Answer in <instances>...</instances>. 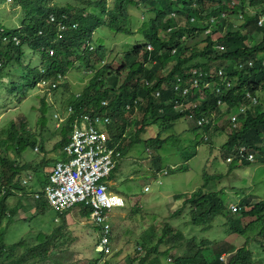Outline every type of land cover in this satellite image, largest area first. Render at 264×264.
<instances>
[{
  "label": "trees",
  "instance_id": "trees-1",
  "mask_svg": "<svg viewBox=\"0 0 264 264\" xmlns=\"http://www.w3.org/2000/svg\"><path fill=\"white\" fill-rule=\"evenodd\" d=\"M63 1L64 5L58 6L50 3L51 0H15L23 11L18 28L8 30L0 24V79L7 78V75L14 71L21 80L8 81V89L13 94L25 98L41 79L58 82L72 67L70 61L63 62L65 58L75 57L84 68L94 70V74L78 96L70 95L67 99L69 110L63 124L58 127L62 137L55 145V150L61 151L65 147L75 121L81 123L84 115L91 118L107 115L110 118L109 124L103 128L111 137L110 144L117 146L119 150L128 126L132 125L140 126L134 134V140L137 142L139 134H144L150 127L158 128L155 137L148 136L146 140V145L154 147L155 150L160 149L166 142V139H160V133L169 131L176 121L186 118L189 114L194 120L193 130L201 128L207 132L210 123L204 126L198 125L197 122L207 116H211L213 120L219 108H216L217 98L213 95L214 91L203 89L207 82L221 86L226 82L231 84L220 97L226 106V113L240 108L246 110L240 116L239 129L228 135L222 150L228 153L241 145L249 147L250 150H264V104L262 99L257 97L258 93L264 91V31L261 39L253 42L254 45H251L252 40L249 38L260 25L264 27V10L251 15L248 13L250 9L264 7V0H232L231 6L226 0H113L110 6L106 0ZM142 4L147 8L146 15L151 14L150 17L145 16L146 20L137 31L143 36L145 44L126 51L119 69L114 70L110 64L102 65L106 49L101 44L95 48L90 46L92 34L99 27H107L112 32L130 33L121 27L120 21L130 19L129 10ZM210 20L214 24H208ZM62 22L66 25L72 22L77 26L60 32L58 25ZM207 29L210 33L205 35L201 48L197 44L187 45L189 40L203 34ZM215 35L217 36L213 39ZM14 39L18 44H15ZM217 43L225 46L223 52L214 49ZM147 45L151 46L150 50H146ZM24 48L40 56L42 74L38 69L31 74L27 65L21 69ZM50 49L54 51L53 55L48 53ZM97 63L100 67L95 66ZM219 69L225 72L227 80H221L217 73ZM124 71L126 74L121 78ZM194 81L196 85H193ZM177 85L180 86L179 90L175 89ZM57 87L59 88L58 85ZM63 87L66 88L67 85L64 84ZM184 89H187V92L183 94ZM202 92L206 95L205 99L202 98ZM102 102L107 105H101ZM177 103L187 105L190 110L185 113L176 111L174 106ZM125 115L130 118L125 119ZM136 115H139L140 119H135L133 124V120L129 119L135 118ZM60 116L62 115L59 114ZM212 120L210 119L211 123ZM227 124L229 121L225 126ZM21 130L23 133L19 134L12 128L7 138L0 142V147L13 150L16 157H21L24 150L33 145L30 143L31 135H26L24 127ZM38 145L43 151L42 143ZM195 154L194 150L190 157ZM64 155L61 151L57 162L64 161ZM257 163H264V160ZM42 164L47 163L44 161ZM248 165L250 163L240 164ZM153 166L159 168L157 158H153ZM116 167L117 161L109 176L110 180ZM38 168L31 167L26 162L19 164L14 159L0 157V264H69L68 247H64L66 242H59L62 230L60 227L49 236L38 233L36 238L39 244L26 249L20 255H17L21 250L20 243L8 246L3 241L11 216L18 212L16 208L11 209L6 201L19 192H25L26 187L19 178L24 174L25 181L30 182V177L25 174ZM38 174L35 171L37 182L42 187V198L39 193H35L38 195L35 205L42 212L41 210L48 206L43 190L48 182L49 172L44 181L41 180V174ZM220 180L221 176L204 177L202 187L184 201L183 206H188L190 223L207 232L214 220L224 211L227 213V224L234 225V228L238 226L240 234H243L245 231L241 228L239 220H233V217L229 216L230 213L225 211L226 207L217 200L223 192L220 190L203 193V188L208 182ZM18 197L23 199V195ZM250 197L254 201L252 196L240 200L241 209L238 213L241 217H255L256 223L259 221V237L264 231V203L256 202L252 205ZM81 206L79 215L83 219H89L91 209L84 204ZM183 208L186 207L175 211L173 217L180 216ZM168 233L166 226L160 240ZM100 236L99 230L97 242ZM192 242L194 239L188 242L189 252L178 257L175 264H253L251 253L245 247L232 249L224 242L217 245L207 240L196 246ZM208 246H211L212 250L205 254ZM218 247L219 251H215ZM154 252L156 253L155 249H150L140 258L138 264H145ZM225 252V260H219V256ZM97 255L99 258L105 256L103 253ZM129 262L132 264L134 261L129 258ZM96 263V260H92L86 264Z\"/></svg>",
  "mask_w": 264,
  "mask_h": 264
},
{
  "label": "rangeland",
  "instance_id": "rangeland-1",
  "mask_svg": "<svg viewBox=\"0 0 264 264\" xmlns=\"http://www.w3.org/2000/svg\"><path fill=\"white\" fill-rule=\"evenodd\" d=\"M52 2L58 6H63L65 3L63 0H51L50 3ZM112 2L113 0H106L109 6ZM226 2L229 6L233 3L232 0ZM17 4L15 0H0V24L3 28L8 30L18 28L23 11ZM146 9L143 4L137 8L133 7L129 10L130 19L120 21L121 27L130 32L128 34L112 32L107 27H99L95 30L90 46L95 48L101 44L105 47L106 54L102 65L110 64L114 70L119 69L126 51L145 44L143 36L137 31L141 23L146 20L145 16H151V14L146 15ZM262 10L264 7L261 6L258 9H250L248 13L256 14ZM208 24L214 23L210 20ZM263 31L264 27H259L249 36L252 40L251 45L261 39ZM205 35L207 34L203 33L189 40L187 45L197 44L201 48ZM39 58V55L24 48L21 69L27 65L31 74L37 69L41 70L43 66L40 67ZM66 60L72 63V67L56 83L59 88H48L42 84L41 79L25 98L13 94L8 89V81H21L16 72L12 71L7 78L0 79V142L7 138L12 128L22 134L21 128L24 127L26 135H31L30 143L33 144L32 147L24 150L21 157H16L13 150L0 147V157L14 159L19 164L26 162L31 167H39L25 174L30 177V182L25 181L24 174L19 178L26 187L25 192H19L6 201L11 209L16 208L18 212L11 216L9 225L5 228L4 243L8 246L20 243L21 250L17 252V255H20L26 249L39 244L36 238L38 233L49 236L60 227L62 230L59 242L63 240L66 242L64 247H68L69 264H86L92 260H96V264H130L129 258L134 261L132 264H138L140 258H143L152 247L157 248L158 252L151 254L145 264H175L178 257L189 252L190 239H194L192 244L196 246L201 241L207 240L217 245L224 242L232 249L245 247L251 253L253 264H264V231L257 237V231L261 226L258 225L259 221L254 222L255 217L232 215L233 220H239L246 234H240L238 226L234 228V225L227 224V213L224 211L214 220L207 232L191 225L188 207L183 208L180 216L173 217L175 211L184 207L185 197L198 191L204 183V177L212 175L221 176L222 180L208 182L204 191L210 193L221 190L223 193L220 198L217 197V200L226 208L237 205L240 199L245 200L246 196L254 198L253 201L250 197L252 205L256 202L264 203V163L235 167L225 162L227 154L222 150V145L226 142L229 133L228 125L225 126L228 119L225 109L218 108V112H215L213 124L208 132H204L201 128L193 130L192 118L176 121L169 131L160 133V139H166V142L158 150L146 145L148 136L155 137L157 127H150L144 134H139V142H137L134 140V134L140 126H128L121 143V158L110 181L112 186L110 191L119 194L124 199L125 206L111 211L109 222L112 226V246L111 254L106 258H99L97 255L95 243L98 237L91 225L93 219L81 218L79 215L81 205L75 206L69 212L66 211L62 216H58V213L48 206L41 210L42 212L36 208L35 193H39L42 198V187L37 182L35 171L39 173L38 175L41 174V180L44 181L53 164L60 159L62 150H55V145L62 137L61 129L58 127L63 124L68 114L67 99L70 95H78L94 74V70L84 68L75 57L65 58L63 62ZM95 66L100 67L98 63ZM125 74V71L122 72L121 78ZM45 81L49 83L48 80ZM64 84L67 85L66 88L63 87ZM257 97L262 99L264 104V91L258 93ZM59 114L62 116L59 117ZM124 118L130 117L125 115ZM135 119L139 120L140 116H135L133 124ZM105 124L108 125L109 122ZM222 128L225 131L222 132ZM39 143H42L43 151ZM194 150L196 154L190 157ZM153 158L158 159V175L155 174L156 167L151 165ZM44 161L47 164H42ZM163 171L168 174H164ZM157 179L160 184L156 183ZM22 195L23 199H20L18 196ZM166 226L169 233L159 241ZM219 249L220 247L215 251ZM211 250V246H208L204 253H209ZM226 256V252L221 254L219 260L220 257L223 259Z\"/></svg>",
  "mask_w": 264,
  "mask_h": 264
},
{
  "label": "built area",
  "instance_id": "built-area-1",
  "mask_svg": "<svg viewBox=\"0 0 264 264\" xmlns=\"http://www.w3.org/2000/svg\"><path fill=\"white\" fill-rule=\"evenodd\" d=\"M76 26L72 22L67 25L62 22L58 25V30L63 32L74 29ZM14 42L18 44L15 39ZM147 49L150 50L151 47L148 46ZM48 53L53 55L54 52L50 49ZM41 73H43L42 69ZM218 75L222 76V72L218 71ZM56 83L42 81V84L48 88H55ZM193 85H196V81ZM204 87L208 88L209 85L205 84ZM226 87L229 88V84H226ZM179 88V85L175 87L176 90ZM182 92L186 93L187 89ZM215 92L219 94L221 91L216 88ZM101 105L106 106L107 103L102 102ZM174 108L185 111L188 106L176 104ZM101 116L91 118L84 115L81 123L75 121L70 139L62 149L65 153V160L56 162L49 171L43 195L48 206L57 213L81 204L88 206L91 209L92 224L99 228L101 235L95 246L96 251L109 255L111 249L108 215L113 209L123 208L125 203L120 195L110 191L111 185L107 178L115 167L118 153L115 152L114 147L109 146V137L103 128L105 123L109 122V117L104 114ZM208 122L209 119L206 117L201 118L197 124L202 125ZM248 159H252V155H248ZM35 197L37 198L38 195Z\"/></svg>",
  "mask_w": 264,
  "mask_h": 264
},
{
  "label": "clouds",
  "instance_id": "clouds-1",
  "mask_svg": "<svg viewBox=\"0 0 264 264\" xmlns=\"http://www.w3.org/2000/svg\"><path fill=\"white\" fill-rule=\"evenodd\" d=\"M191 21H193V19H191ZM237 24H240V22H237ZM259 27H263V25H260ZM258 27V28H259ZM210 33V30L209 29H207L205 32H204V34H209ZM216 36L217 35H215L214 37H213V39H215L216 38ZM149 45H147L146 46V50H147V47H148ZM151 47V46H150ZM222 48V49H221ZM92 48L90 47V50H91ZM214 49L216 50V51H224L225 50V46L224 45H222V44H215L214 45ZM54 52V51H53ZM40 71V73H41V70H39ZM218 71H221L222 72V76H220L221 77V80H227L228 78L225 76V72L223 71V70H221V69H219ZM218 71H217V73H218ZM42 74V73H41ZM205 84H208L209 85V87L208 88H205V87H203V89L204 90H206V89H208V90H213L214 91V93H213V95H214V97H216L217 98V101H216V108H218L219 107V110H223V109H226V106H225V104H224V101H223V99H221L220 97L221 96H223V93H225L226 91H227V87H226V84H229V88L231 87V84L229 83V82H226L224 85H215L214 83H205ZM205 86V85H204ZM56 88V87H55ZM216 88H219L220 89V93L219 94H216V92H215V89ZM202 98L203 99H205L206 98V95L202 92ZM218 101H220V104H218ZM177 104H179V103H177ZM176 105V104H175ZM185 106V105H184ZM187 106V105H186ZM175 109V108H174ZM176 111H179L180 113H185V112H187V111H189L190 109L188 108L187 110H185V111H180V110H177V109H175ZM246 110L245 109H243V108H240V109H237V110H235L234 112H232V110L231 111H229L228 113H226V114H228V119H227V121H229V124H227L228 125V135L230 134V133H232V132H234V131H237L238 129H239V121H240V116L241 115H243L244 114V112H245ZM190 115V114H189ZM189 115L186 117V118H191V117H189ZM208 117V119H209V122L207 123V124H209L210 123V127L212 126V123H211V121H210V119L212 120V118H211V116H207ZM134 118L132 117L131 119H129V120H133ZM109 120H110V118H109ZM207 124H204V126H206ZM105 131V133L106 134H108V132L106 131V130H104ZM128 131V130H127ZM127 131H126V133H127ZM223 131H225V129L224 128H222V132ZM208 132V131H207ZM125 133V134H126ZM124 134V135H125ZM228 135H227V137H228ZM108 137H109V135H108ZM125 137V136H124ZM205 141H206V138H205ZM227 141V140H226ZM108 143H109V146L110 147H114L115 148V152H117L118 153V157H117V163H118V161H119V159L121 158V150H119L118 149V147L117 146H113V145H111L110 144V137H109V140H108ZM149 152V151H148ZM225 154H227V156L225 157V162L228 164V165H230L231 163H234L235 164V166H236V164H238L236 167H241L240 166V164H242V162H246V163H250V164H254V163H257L259 160H264V150L263 151H257V150H250L249 149V147H247V146H244V145H241L240 147H236V148H234L233 150H231L230 152H228V153H225ZM248 155H252V159H248ZM239 156H242L241 158L239 157ZM233 164V165H234ZM151 165L153 166V159L151 160ZM54 166V165H53ZM115 168V167H114ZM156 175H158V172H159V168L158 169H156ZM163 173L164 174H168V172H166V171H163ZM111 174V173H110ZM110 176V175H109ZM213 176V175H212ZM108 179V181L110 182L111 180L109 179V177L107 178ZM221 181V180H220ZM156 183L157 184H160V182H159V179H157L156 180ZM110 185H111V183H110ZM112 187V186H111ZM111 189V188H110ZM204 189L205 188H203V193H207L206 191H204ZM196 192V191H195ZM114 193V192H113ZM194 193V192H193ZM119 195V194H118ZM222 195V194H221ZM221 195H220V197H221ZM187 196H190V195H187ZM175 197H180V196H175ZM175 197H174V199H175ZM187 199V197H185V200ZM124 200V199H123ZM176 200V199H175ZM184 200V201H185ZM241 200V199H240ZM241 202V201H240ZM240 202L237 204V205H230L229 207H227L226 208V212H228V213H230V216H232V215H236V214H239L238 212L240 211V209H241V207H240ZM125 206V205H124ZM184 207H188V206H184ZM74 207H72L71 209H69V210H67V211H70V210H72ZM188 209V208H187ZM112 211V210H111ZM111 211H110V213H109V215H108V221H109V219H110V214H111ZM64 212H66V211H64ZM64 212H62V213H58V214H63ZM91 219V214H90V217H89V220ZM109 224H110V222H109ZM92 226H94L93 228H95L96 229V234H97V236H99V228L98 227H96L95 225H93V224H91ZM162 235H163V233H162ZM162 235H161V237H162ZM161 237L159 238V241H161L160 239H161ZM111 238H112V226L110 225V249H111V246H112V242H111ZM97 244V243H96ZM156 247V246H155ZM153 249H155L156 250V253L158 252L157 251V248H154V247H152ZM151 248V249H152ZM141 250V249H140ZM149 251V250H148ZM147 251V252H148ZM155 252H154V254H156ZM110 254H111V252H110ZM109 254V255H110ZM153 254V253H152ZM109 255H105L104 257H107V256H109ZM149 259V258H148ZM220 260L221 261H224L225 260V258H223V259H221V257H220ZM168 261H170V260H168Z\"/></svg>",
  "mask_w": 264,
  "mask_h": 264
},
{
  "label": "bare ground",
  "instance_id": "bare-ground-1",
  "mask_svg": "<svg viewBox=\"0 0 264 264\" xmlns=\"http://www.w3.org/2000/svg\"><path fill=\"white\" fill-rule=\"evenodd\" d=\"M139 105H138V103H137V107H138ZM57 121V120H56ZM111 138V137H110ZM65 156V155H64ZM87 207V206H86ZM91 212V211H90ZM89 222V221H88ZM91 223V222H90ZM97 252V251H96ZM100 254V253H99Z\"/></svg>",
  "mask_w": 264,
  "mask_h": 264
}]
</instances>
